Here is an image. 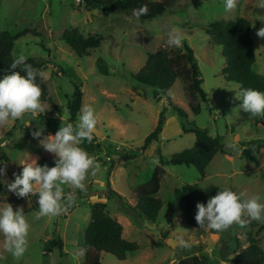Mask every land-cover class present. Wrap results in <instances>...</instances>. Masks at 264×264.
I'll return each mask as SVG.
<instances>
[{"label": "rangeland", "instance_id": "obj_1", "mask_svg": "<svg viewBox=\"0 0 264 264\" xmlns=\"http://www.w3.org/2000/svg\"><path fill=\"white\" fill-rule=\"evenodd\" d=\"M238 18L251 22L256 47L253 69L264 76V38L256 34L264 27L260 0H238L231 12H225L224 0H179L163 16L145 22L122 12L90 9L76 0H0V32L20 36L14 45L15 59L23 55L26 61L35 58L44 63L41 73L48 83L50 99L44 102V112L0 126V161L6 168L0 181L12 182L13 173L19 174L22 164L32 160L55 166V155L44 150L31 133L40 126L43 136H54L44 119L55 128L68 123L74 83L83 93L81 108L87 105L95 110L97 125L92 136L100 147L93 153L83 143L80 145L100 168L95 176H86L85 191L62 186L65 195H73V201L58 216L37 218L38 194L19 198L7 190L6 183L0 182V207L6 203L14 211L20 207L30 225L27 249L20 258L5 250V239L0 233V264H83L84 234L91 221V208L99 202L105 203L108 214L123 225L124 238L139 245L124 261L101 253L102 264H177L184 257L204 254L211 261L224 257L229 260L234 257L233 251L246 249L251 242L264 250V222L234 224L219 232H197L183 221L174 197L175 189L189 184L201 189L225 187L237 194L243 192L246 197L258 195L264 202V146L257 164L243 156V151L254 143L264 145V128L238 109L240 101L235 92L241 88L225 79V48L215 44L205 32L213 22ZM73 28H78L84 38L100 36L101 46L77 56L63 41L65 30ZM173 28L183 34L180 46L167 43ZM185 44L194 51L202 89L209 99L208 103L197 101L201 106L198 115L189 107L187 85L182 78L167 94L134 78L148 54L162 49L170 54L185 52ZM175 108L185 111L188 119L183 121ZM162 111L165 131L158 143L143 152L141 147L155 130ZM184 124L187 128L208 129L212 136L221 139L222 147L206 168L205 179L194 167L164 166L158 194L163 208L157 222L151 223L129 212L128 205L137 204L138 187L151 179L160 164L159 150L161 157L169 161L174 154L194 146L196 136L184 133ZM229 144L235 145L236 150L227 147ZM154 159L158 164L152 163ZM178 236H183L190 247L181 248ZM58 239L63 243V252L50 246L51 241Z\"/></svg>", "mask_w": 264, "mask_h": 264}, {"label": "trees", "instance_id": "obj_2", "mask_svg": "<svg viewBox=\"0 0 264 264\" xmlns=\"http://www.w3.org/2000/svg\"><path fill=\"white\" fill-rule=\"evenodd\" d=\"M87 8L99 10L102 12H122L132 16L133 9H139L141 6H147V13L139 17L141 22L154 20L163 16L167 9L179 0H76ZM136 18V17H134ZM137 19V18H136ZM215 44L225 48L224 56L227 58V65L223 69L226 81L240 85L241 89H255L264 92V76L257 74L253 66L256 62V47L252 39L251 22L245 18L236 20H220L211 23L205 30ZM19 35H12L8 31L0 32V78L10 74L11 63L15 60L13 51L15 42ZM102 38L92 36L84 38L78 28L67 29L63 33V41L79 57L85 55L93 49L101 46ZM185 52H175L170 54L167 50H158L150 53L140 71L134 74V78L147 86H152L167 94L178 78H182L186 83L185 96L188 97L189 107L193 114L198 115L201 106L197 102L202 100L208 103V94L202 89L203 79L197 63L194 51L187 45H184ZM27 64L39 70L41 73L44 63L35 58L26 61ZM15 71H21L17 68ZM23 75L24 73L21 72ZM37 83L42 89L41 99L46 102L49 99V86L41 76L37 78ZM74 93L68 104L70 118L68 122L76 124L81 110L83 93L80 87L74 83ZM58 110V109H57ZM178 115L183 121L188 119V114L178 108ZM256 124L264 128V117L250 116ZM48 131L55 135L59 128L52 127L47 120H43ZM166 118L164 111L161 112L158 124L155 130L145 139L141 151L145 152L154 143H158L164 130ZM184 133H194L196 136L195 144L192 148L183 150L174 154L169 161L161 157L160 164L153 171L151 179L138 187L137 204L129 206V212L135 216L145 218L151 223H156L159 213L163 208V201L158 196L161 189V181L165 175L164 166L172 164L177 166L194 167L200 174L201 179L206 177V168L212 162L222 147L219 137L212 136L208 129L193 126L187 128L183 125ZM83 146L89 152H97L100 149L97 138L92 136L91 142H84ZM264 145L254 143L251 147L243 151V156L254 163H258V155ZM225 187L209 186L201 189L196 185H184L174 191L176 205L180 208L183 221L195 228L197 232H203L205 228H199L195 220L197 212L196 204L204 203L216 195L217 191ZM110 193L118 198L120 195L114 190ZM85 247L83 251V264H102L101 253L111 254L120 261L127 259V254L137 251L139 245L124 238V227L115 218L107 212L105 203H95L91 208V221L84 234ZM51 248L58 247L63 252V243L61 240L50 242ZM237 250L239 251L238 253ZM234 257L227 259L224 257L221 261H211L206 254L202 256L184 257L177 264H264V250L254 242H251L246 249L237 248L233 251Z\"/></svg>", "mask_w": 264, "mask_h": 264}, {"label": "clouds", "instance_id": "obj_3", "mask_svg": "<svg viewBox=\"0 0 264 264\" xmlns=\"http://www.w3.org/2000/svg\"><path fill=\"white\" fill-rule=\"evenodd\" d=\"M238 0H224L225 12H231L237 7ZM260 6L264 7V0H260ZM148 9L146 5L139 9H133L132 15L139 19L145 15ZM257 36L264 38V27L257 31ZM183 41L181 30L173 28L168 33L169 46H180ZM21 71H15L17 68ZM10 74L0 78V126L6 127L10 121H16L26 115L35 116L44 112L42 89L37 78L42 75L39 70L26 63V57L20 55L10 65ZM21 72L24 74L22 75ZM235 98L240 101L238 109L250 116L264 117V92L255 89H241L235 92ZM97 125V116L91 106H83L75 125L63 123L55 135L43 136V127H37L31 133L34 139H38L40 145L49 153L55 155V166L47 164L39 165L36 160L22 164L19 174L13 173L14 179L6 183L7 190L19 198L37 195L39 210L37 218L55 217L66 210V206L73 201V195H65L63 185H70L74 189L85 191L86 176H95L100 165L80 145L91 142L92 134ZM43 136V139H40ZM227 147L235 151V145ZM158 164V160H153ZM6 174L3 161H0V177ZM63 197V199H62ZM261 197L246 194L225 188L217 191L216 195L204 203L196 204L195 220L199 228L215 231H224L234 224L244 226L251 221L264 222V202ZM20 207L13 210L11 204L6 203L0 207V233L3 234L5 250L13 257L20 258L27 249V237L29 223ZM177 243L181 248H189L190 244L183 238L177 237Z\"/></svg>", "mask_w": 264, "mask_h": 264}, {"label": "crops", "instance_id": "obj_4", "mask_svg": "<svg viewBox=\"0 0 264 264\" xmlns=\"http://www.w3.org/2000/svg\"><path fill=\"white\" fill-rule=\"evenodd\" d=\"M164 131H165V128H164ZM164 131L162 132V134L164 133ZM162 134H161V135H162Z\"/></svg>", "mask_w": 264, "mask_h": 264}]
</instances>
